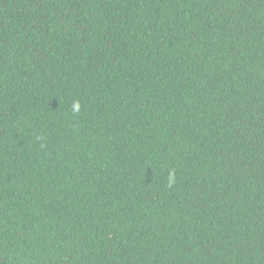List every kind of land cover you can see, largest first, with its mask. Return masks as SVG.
<instances>
[{
	"label": "trees",
	"instance_id": "trees-1",
	"mask_svg": "<svg viewBox=\"0 0 264 264\" xmlns=\"http://www.w3.org/2000/svg\"><path fill=\"white\" fill-rule=\"evenodd\" d=\"M0 264H264V0H0Z\"/></svg>",
	"mask_w": 264,
	"mask_h": 264
}]
</instances>
